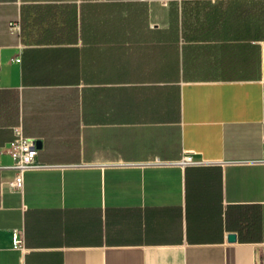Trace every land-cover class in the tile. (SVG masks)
Returning <instances> with one entry per match:
<instances>
[{
    "label": "crops",
    "instance_id": "0c3cea01",
    "mask_svg": "<svg viewBox=\"0 0 264 264\" xmlns=\"http://www.w3.org/2000/svg\"><path fill=\"white\" fill-rule=\"evenodd\" d=\"M0 264H264V0H0Z\"/></svg>",
    "mask_w": 264,
    "mask_h": 264
},
{
    "label": "built area",
    "instance_id": "2783aa9c",
    "mask_svg": "<svg viewBox=\"0 0 264 264\" xmlns=\"http://www.w3.org/2000/svg\"><path fill=\"white\" fill-rule=\"evenodd\" d=\"M7 152L11 157L10 168L14 170L12 179L7 181L10 189H22L24 185V173L31 169L46 167L47 165L37 161V146L33 138L18 135L7 144ZM181 163L193 164L191 155H185ZM12 243L15 247L20 246V238L16 229L12 231Z\"/></svg>",
    "mask_w": 264,
    "mask_h": 264
},
{
    "label": "water",
    "instance_id": "95a60500",
    "mask_svg": "<svg viewBox=\"0 0 264 264\" xmlns=\"http://www.w3.org/2000/svg\"><path fill=\"white\" fill-rule=\"evenodd\" d=\"M234 239H235V235H234V234H230V235L228 236V240H229V241H234Z\"/></svg>",
    "mask_w": 264,
    "mask_h": 264
}]
</instances>
